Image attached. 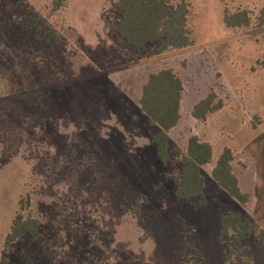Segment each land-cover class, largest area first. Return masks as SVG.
I'll use <instances>...</instances> for the list:
<instances>
[{
    "label": "rangeland",
    "instance_id": "374dc122",
    "mask_svg": "<svg viewBox=\"0 0 264 264\" xmlns=\"http://www.w3.org/2000/svg\"><path fill=\"white\" fill-rule=\"evenodd\" d=\"M185 1L194 44L156 55L115 33L117 0H68L58 12L50 0H0V257L18 212L40 224L39 238L7 249L9 264H264L254 237L219 240L227 214L264 229V0ZM238 10L250 26L225 27L224 11ZM27 28L37 51L19 39ZM11 45L20 49L8 59ZM168 68L184 86L171 145L186 151L193 136L214 145L205 206L176 200L182 166L159 161V130L138 104L149 75ZM210 90L224 107L199 122L190 112ZM225 147L247 204L211 177Z\"/></svg>",
    "mask_w": 264,
    "mask_h": 264
},
{
    "label": "trees",
    "instance_id": "16d2710c",
    "mask_svg": "<svg viewBox=\"0 0 264 264\" xmlns=\"http://www.w3.org/2000/svg\"><path fill=\"white\" fill-rule=\"evenodd\" d=\"M67 2L68 0H50L52 11L62 10ZM115 8L118 20L114 31L121 40L135 49L155 45V54L162 55L173 50L189 48L194 44L192 31L188 26L191 10L185 0H117ZM256 22L259 28L264 27V7L259 11ZM223 23L225 27L231 29L246 28L251 24V16L247 10H238L234 13L224 11ZM33 30V28L23 29L19 39L35 46L37 51L42 44L37 41L38 32ZM51 32L55 33L53 30ZM58 39L59 37L54 41ZM44 40L47 41V39ZM8 49L19 51L20 48L13 45L7 47L4 51L9 59L15 56L11 57ZM183 97L184 86L181 78L175 70L168 68L149 75L147 83L142 88L138 104L142 114L149 119L150 125L159 130L152 137L159 161L167 164L173 157L182 166L179 187L175 194L176 200H197L200 206H205L202 167L212 162V145L193 136L187 142L186 151H183L177 146H172L169 137V132L181 120ZM223 107L222 99L210 90L193 106L190 113L195 120L205 122L211 114L220 111ZM233 160V151L227 147L223 148L211 172V177L220 191L241 204H247L250 201V195L243 193L239 187L238 179L231 166ZM20 205L22 203H19ZM219 226L220 241L228 238L233 245L240 246L247 238L254 237L264 253V229L249 217L227 214L220 217ZM39 232L40 224L37 219L24 217L21 212H18L5 238V249L1 253L0 264H9L6 257L7 249L20 238L25 235L39 238ZM233 254L234 251L231 248L228 257ZM26 264L30 263L26 262Z\"/></svg>",
    "mask_w": 264,
    "mask_h": 264
},
{
    "label": "crops",
    "instance_id": "0c3cea01",
    "mask_svg": "<svg viewBox=\"0 0 264 264\" xmlns=\"http://www.w3.org/2000/svg\"><path fill=\"white\" fill-rule=\"evenodd\" d=\"M261 134H262V135H261ZM261 134H260L259 136H260V137H264V136H263L264 133H261ZM256 138H257V137H256ZM258 138H259V137H258ZM252 141H253V140H251V142H252ZM206 142H208V143H210V144L212 145V147H213V157H214V155H215V154H214V151H215V149H214V145H213L211 142H209V141H206ZM247 143H249V142H247ZM248 146H249V145H248ZM221 151H222V150H221ZM220 154H221V152H220L219 154H217V157H219ZM237 179H238V178H237ZM238 182H239V180H238ZM254 191H256V190L254 189ZM243 193H244V192H243ZM246 194H249V193L246 192ZM249 195H250V194H249ZM255 195H256V192H255ZM254 198H255V197H254ZM250 200H251V195H250ZM256 200H257V199H256Z\"/></svg>",
    "mask_w": 264,
    "mask_h": 264
}]
</instances>
